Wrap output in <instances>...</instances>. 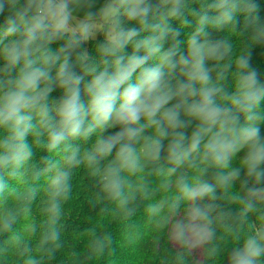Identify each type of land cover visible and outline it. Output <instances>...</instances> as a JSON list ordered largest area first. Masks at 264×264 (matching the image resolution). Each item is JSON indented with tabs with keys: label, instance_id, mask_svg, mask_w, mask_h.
<instances>
[{
	"label": "trees",
	"instance_id": "trees-1",
	"mask_svg": "<svg viewBox=\"0 0 264 264\" xmlns=\"http://www.w3.org/2000/svg\"><path fill=\"white\" fill-rule=\"evenodd\" d=\"M47 0H33L28 13L29 19L44 13ZM4 11L0 13V95L7 90L8 81L15 77L24 65V58L5 71L9 61L5 48L14 41L24 39L19 33L5 35L8 25L5 18L12 15L11 0H0ZM28 0H19L17 7H23ZM221 0H181L176 16H169L172 0H146L150 5L147 27L139 19H129L127 9L119 0L115 8L119 11L110 17L95 38L85 40L81 33L55 30L49 19L42 17L46 29L42 38L30 45L33 51V67L50 68L55 77L59 61L45 63V57H68L73 71L83 77L80 85V101L89 111L82 126L81 134L68 136L57 148L49 150V130L42 118L32 112L33 128L25 137L32 155L19 167L0 168V182L4 189L0 192V264H235L237 254L245 251L247 242L254 238L264 247V175L249 185L243 181L242 168L248 147L253 142L245 140L244 128H258L259 136L264 134V0H228L236 5L233 20L224 22L225 9L217 8ZM169 29L160 43L161 53L150 58L143 67H156L162 61V54L175 44L176 55L171 59L175 68L164 66L165 79L173 93H178L155 117L166 135L159 136L157 126L145 128L138 137L128 140L125 136L114 146L111 153L89 163L86 153L95 152L98 140H107L126 127L145 124L141 116L138 124L124 125L115 114L103 126L96 127L87 136L84 132L93 123L90 93L86 85L95 75L107 68L109 74L115 72V60L119 55L129 57L146 55L135 45L150 37L159 36L160 28ZM110 28L115 36L120 31L135 30V35L117 55L106 54L102 47L111 46L107 37ZM195 36L199 43L205 40L209 45L220 42L228 46L223 58L207 57L205 67L209 70L210 86H218L215 103L228 112L217 119L215 124L190 116L187 106L199 101L200 96L188 97L187 104L178 109L182 126L173 128L163 117V112L177 104L184 94L180 85L188 83L191 65L180 63L181 56L191 60L188 49L189 39ZM74 41H79L74 44ZM224 51V48H221ZM240 59L247 60V67L241 68ZM107 60L108 64L104 61ZM95 67L96 72L86 73V68ZM142 69H137L127 83L136 84ZM256 74V87L262 95L253 108L244 113L232 103L231 97L240 96V79L249 73ZM127 83L121 86L122 92ZM52 91L42 100L49 107L52 123L59 129L58 111L65 99V89L54 81ZM44 87L42 82L40 88ZM197 89L200 84H195ZM122 100H117L119 107ZM235 117L233 120L232 118ZM248 117H251L249 119ZM207 129V131H202ZM200 142L194 151L181 162L170 157L172 144L183 134L181 141L187 150L196 133ZM37 133H41L37 135ZM11 135L6 127H0V145ZM160 141L158 155H154L153 140ZM229 145L220 148L219 144ZM129 144L136 158L135 169L129 161L119 155L122 145ZM77 151L81 163L70 166L67 157ZM5 149L0 147V155ZM217 153L224 158L217 161ZM52 165H56L52 167ZM119 169L121 180L120 195L113 197L109 187L113 178L109 169ZM69 171L67 199L59 198L61 211L52 223L54 214L49 207V194L53 190V180L59 172ZM236 172V176L231 174ZM264 173V163L261 168ZM192 190L208 184L213 191L195 198L184 195L180 181ZM251 205V208H248ZM199 210V211H198ZM191 212L207 226L209 240L205 243V256L197 262L186 246L176 249L170 242L169 229L175 221L189 220ZM205 213L206 215H201ZM15 216L8 230L3 229V220ZM55 229L59 235L55 242L41 243L45 234ZM254 264H264V252L254 258Z\"/></svg>",
	"mask_w": 264,
	"mask_h": 264
},
{
	"label": "clouds",
	"instance_id": "clouds-1",
	"mask_svg": "<svg viewBox=\"0 0 264 264\" xmlns=\"http://www.w3.org/2000/svg\"><path fill=\"white\" fill-rule=\"evenodd\" d=\"M181 0H172V8L169 11V16H176L179 12V5ZM19 0H11L12 15L5 18V23L8 25L5 35H14L19 33L24 37L22 42L14 41L11 47L5 48L6 59L9 64L6 65L5 71H9L11 66L20 62L24 58V65L21 67L15 77L10 79L7 90L3 95H0V127H6L11 135L6 138L0 147L5 149V153L0 155V168L19 167L20 164L29 159L32 155L25 137L33 128L32 112H37L41 118L44 127L49 130L50 143L48 144L49 150L57 148L68 136L76 137L81 134L82 126L85 119L89 115V111L80 101V85L83 77L77 75L73 71V66L69 63L67 56L60 60L59 56L45 57V63L51 64L53 60L59 61L58 68L55 72V77L50 74V68L33 67L35 60L31 59L33 51L39 49H30V45L42 38V34L46 29V25L42 22V17L33 16L31 19L28 17L29 11L33 6V0H28V3L23 7H17ZM121 6L128 4L130 7L127 9V16L129 19H139L141 25L147 27V16L150 11V5L146 4V0H119ZM217 8L225 9L222 13L224 22L233 20V12L236 10V5L228 4V0H221V3L216 5ZM4 11V4L0 3V13ZM119 8H113L112 12L116 13ZM67 16H63L57 27H65ZM160 28V25H156ZM89 31L88 26H83V32ZM169 31L166 28H160V35L150 37L135 45V50L139 51L141 47L146 50V55L137 56L135 53L129 57L128 64L123 63L125 57L119 55L115 60V72L109 74L107 68L100 71L95 75L91 83L86 85L88 93H90L92 121L84 132L87 136L95 130L96 127H103L115 114L116 119L124 125L138 124L141 116L146 118V123L139 127H126L124 131L117 133L115 136L107 140H98L95 152L86 153V159L91 164L97 160V154L104 156L113 150L114 146L125 136L128 140H132L140 135V133L147 127L157 126L159 136H164L166 133L160 127V121L155 117L170 100L178 93H173L170 86L165 79V72L163 68L167 65L170 69L175 68L172 57L176 55L177 45H173L168 51L162 54V63L156 67H143L147 61L155 55L161 53L163 47L160 41L164 34ZM137 35L135 30L120 31L112 38L111 46L102 47V51L106 54L117 55L125 47V45ZM78 44L79 41H74ZM224 51H221V48ZM189 55L191 60L181 56L180 63L183 65H191L192 71L188 74L189 82L180 85V94H184L180 104L166 109L163 112V117L168 124L175 127L182 126L183 122L179 119L178 109L181 105L187 104L188 97H194L199 94L200 100L188 104L187 113L190 116L203 119L205 122L215 124L217 119L226 115L228 110L219 107L214 100L216 93L221 91L218 86H210L209 70L205 67V59L207 57H215L217 59L223 58L224 54L228 51V46L222 45L217 42L214 45H209L205 40L199 43L195 36H192L188 41ZM108 64V61H104ZM238 64L241 68L247 67V60L240 59ZM142 69L141 78L138 83H127L130 81L132 74L137 70ZM86 73L96 72L95 67L86 68ZM57 81L59 85L65 89V99L61 108L58 111L60 117L59 129L52 123V118L49 115V107L47 103H42L47 95L53 90L52 84ZM44 87L40 88L41 83ZM200 84V88L195 87L196 83ZM121 92V86L126 84ZM242 89L240 96L231 97L232 103L237 108L247 113L253 106L259 102L262 92L261 89L256 87V74L249 73L243 76L238 84ZM122 100L119 107L116 106L117 100ZM251 119V117H248ZM233 120L235 117L232 118ZM207 131V129H202ZM41 133H37L40 135ZM243 134L245 140H252L253 151L249 156V171L248 174H255L256 180L259 181L264 173L258 172L256 169L261 162H264V145L257 146V139L259 136V129L244 128ZM184 139L183 134H180L170 148V157L181 163L191 151H194L200 142V133L195 134L190 147L185 150L181 141ZM154 155H158L160 150V141L153 140ZM229 145L220 143V148H226ZM134 149L129 144H124L119 149V155L123 156L129 161L130 167L135 169L136 158L133 155ZM224 157L217 153L216 160H222ZM67 163L70 166H77L81 160L77 159V151L74 150L72 154L67 157ZM56 165H52L55 167ZM119 169H109L112 174L110 181V189L113 197H118L121 189V180L119 179ZM233 177L237 175L236 172L231 174ZM70 178L69 171H61L53 180V190L49 194V207L47 212L54 214L52 223L55 224V219L59 217L61 207L59 198L67 199L69 185L67 181ZM181 191L184 195L195 198L204 196L213 191L212 187L208 184H202L196 190H192L187 184L180 181ZM4 183L0 182V192L4 189ZM251 208V205H248ZM199 211V210H198ZM206 215L205 213H200ZM15 221V216H9L3 220V229L8 230L11 228L12 223ZM59 233L53 228L49 233L45 234L41 243L49 241L55 242L58 239ZM261 252H264V247H261L254 238H250L247 242L245 251L242 254H237L235 257V264H254V258L258 257ZM34 264V262H29Z\"/></svg>",
	"mask_w": 264,
	"mask_h": 264
},
{
	"label": "rangeland",
	"instance_id": "rangeland-1",
	"mask_svg": "<svg viewBox=\"0 0 264 264\" xmlns=\"http://www.w3.org/2000/svg\"><path fill=\"white\" fill-rule=\"evenodd\" d=\"M116 0H47L44 8L43 18L49 19L52 22V27L55 30L63 32L81 33L85 40L95 38L103 25L115 13L112 9L115 8ZM67 16L65 27H57L59 20L63 16ZM87 25L89 31L83 32V26ZM115 36V31L110 28L107 37L112 40ZM253 143L248 147L244 165L242 168L243 181L249 185L256 179L255 174H248L249 171V156L253 151ZM257 146L264 145V134L257 141ZM264 162H261L257 167L260 172ZM189 220L175 221L169 229V238L171 244L176 249H181L186 246L190 253L194 255L197 262H202L205 256V243L209 240V230L194 212H191Z\"/></svg>",
	"mask_w": 264,
	"mask_h": 264
}]
</instances>
